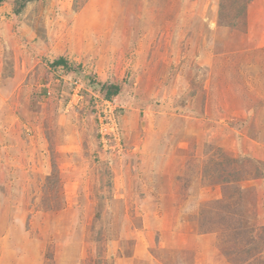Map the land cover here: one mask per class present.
Wrapping results in <instances>:
<instances>
[{"label": "rangeland", "instance_id": "1", "mask_svg": "<svg viewBox=\"0 0 264 264\" xmlns=\"http://www.w3.org/2000/svg\"><path fill=\"white\" fill-rule=\"evenodd\" d=\"M0 264H264V0H4Z\"/></svg>", "mask_w": 264, "mask_h": 264}, {"label": "trees", "instance_id": "2", "mask_svg": "<svg viewBox=\"0 0 264 264\" xmlns=\"http://www.w3.org/2000/svg\"><path fill=\"white\" fill-rule=\"evenodd\" d=\"M3 2H4V0H0V7H1ZM244 4H245V2H244ZM53 65L56 67H68V62L66 61V59L61 58V59L57 60L56 62H54ZM117 92H118V88L114 87V93L110 92V90H107L106 95L108 97H111L112 95H116Z\"/></svg>", "mask_w": 264, "mask_h": 264}]
</instances>
